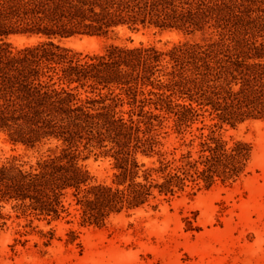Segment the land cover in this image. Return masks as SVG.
I'll return each instance as SVG.
<instances>
[{"label":"trees","instance_id":"1","mask_svg":"<svg viewBox=\"0 0 264 264\" xmlns=\"http://www.w3.org/2000/svg\"><path fill=\"white\" fill-rule=\"evenodd\" d=\"M122 27L201 39L166 50L113 43L86 55L60 43L118 39ZM12 36L38 41L17 47ZM207 115L216 122L196 154L175 165L140 162L139 153H156L164 128L183 132ZM249 119H264V0H0V132L46 147L34 163L14 156L0 166V203L59 217L72 190L83 223L102 225L148 202L155 189L174 195L187 180L235 182L251 146L229 145L213 127ZM92 154L114 159L113 184L94 181L83 164Z\"/></svg>","mask_w":264,"mask_h":264},{"label":"rangeland","instance_id":"2","mask_svg":"<svg viewBox=\"0 0 264 264\" xmlns=\"http://www.w3.org/2000/svg\"><path fill=\"white\" fill-rule=\"evenodd\" d=\"M189 39L200 40L201 34L192 37L176 29L122 27L118 39L81 35L60 43L86 55L103 52L113 43L152 44L166 50ZM10 41L23 47L38 39L12 36ZM215 122L207 115L183 132L164 128L156 153H139L138 159L147 166L159 161L175 165L188 151L197 153L200 136L210 134ZM213 130L229 145L251 146L247 167L237 181L216 178L207 186L201 180L199 184L187 180L174 195L155 189V197L148 202L113 213L102 225L83 223L82 208L72 190L63 198L66 210L59 217L25 212L14 201H2L0 264H264V119L235 126L224 123ZM45 151L46 147L38 150L16 144L0 132V166L14 156L34 163ZM83 164L94 181L113 184L117 170L112 157L92 154ZM153 177L163 180L156 173Z\"/></svg>","mask_w":264,"mask_h":264}]
</instances>
